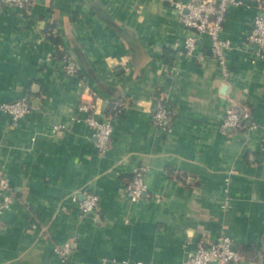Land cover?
<instances>
[{"label": "crops", "instance_id": "0c3cea01", "mask_svg": "<svg viewBox=\"0 0 264 264\" xmlns=\"http://www.w3.org/2000/svg\"><path fill=\"white\" fill-rule=\"evenodd\" d=\"M172 1L0 7V168L11 185L0 187V264H183L199 239L224 234L264 264V59L244 42L258 5L229 8L225 65L208 34L181 52L188 30ZM63 48L77 73L55 56ZM25 96L34 108L15 121L2 104ZM159 98L172 108L167 131L151 121ZM84 99L115 114L105 153ZM231 105L260 126L223 130ZM143 164L148 190L135 200L126 187ZM86 191L100 196L89 213L73 200ZM65 240L68 259L55 249Z\"/></svg>", "mask_w": 264, "mask_h": 264}, {"label": "built area", "instance_id": "2783aa9c", "mask_svg": "<svg viewBox=\"0 0 264 264\" xmlns=\"http://www.w3.org/2000/svg\"><path fill=\"white\" fill-rule=\"evenodd\" d=\"M34 0H0V7L17 6L27 8ZM256 2L258 11L254 17L253 25L245 37V45L251 53V60L256 62L264 59V0H174L173 6L179 11L181 20L188 35L183 41L181 52L194 53L197 48L199 36L208 34L211 37V52L226 65L227 51L233 48L231 39L223 37V30L227 18L228 10L233 5L251 4ZM58 57L64 72L68 75L79 71V65L70 51L62 49V54L55 53ZM229 74V70L226 69ZM95 94V93H94ZM34 105L29 97H20L6 101L2 104V109L8 112L13 120L25 116L32 111ZM79 108L88 113L87 120L95 128L94 140L98 151L105 153L110 146L112 132L114 129L115 114L105 113L98 110L94 100H82ZM122 112V108H118ZM172 108L164 98H159L151 110L152 124L161 131H167L170 126ZM118 114V113H117ZM250 108L244 105L228 106L222 122V129L225 131L232 129H245L248 132L259 127ZM148 167L137 165L133 169V174L127 183V191L135 199H141L148 190L146 180ZM0 187L11 189V185L0 168ZM81 197L80 194L73 195L74 202L80 207L83 213L97 210L100 206V196L95 191H86ZM9 200L0 202V213L8 206ZM235 240L230 235H219L214 239L201 238L196 246L189 251L183 264H242L248 258L235 248ZM74 242L65 240L55 247L65 259H68L73 252Z\"/></svg>", "mask_w": 264, "mask_h": 264}, {"label": "water", "instance_id": "95a60500", "mask_svg": "<svg viewBox=\"0 0 264 264\" xmlns=\"http://www.w3.org/2000/svg\"><path fill=\"white\" fill-rule=\"evenodd\" d=\"M242 264H250V262L247 260H244V261H242Z\"/></svg>", "mask_w": 264, "mask_h": 264}, {"label": "trees", "instance_id": "16d2710c", "mask_svg": "<svg viewBox=\"0 0 264 264\" xmlns=\"http://www.w3.org/2000/svg\"><path fill=\"white\" fill-rule=\"evenodd\" d=\"M246 255V254H245ZM247 256H250V255H247ZM249 258V257H248Z\"/></svg>", "mask_w": 264, "mask_h": 264}]
</instances>
